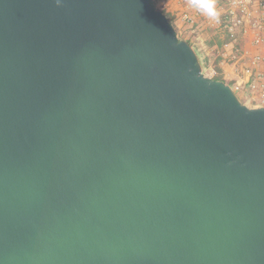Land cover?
<instances>
[{"label": "water", "instance_id": "obj_1", "mask_svg": "<svg viewBox=\"0 0 264 264\" xmlns=\"http://www.w3.org/2000/svg\"><path fill=\"white\" fill-rule=\"evenodd\" d=\"M0 264H264V106L150 0H0Z\"/></svg>", "mask_w": 264, "mask_h": 264}, {"label": "rangeland", "instance_id": "obj_2", "mask_svg": "<svg viewBox=\"0 0 264 264\" xmlns=\"http://www.w3.org/2000/svg\"><path fill=\"white\" fill-rule=\"evenodd\" d=\"M212 1H214L217 5H219V7L224 5L223 0H212ZM154 4L157 10L169 15L168 19L170 23H172L176 27L179 37H181L184 40H187L193 35H196V43H195L194 50L196 49V53H198L197 55L200 56L202 61L208 62L207 63L208 65L205 66V68H203V71L207 77L213 79V77L216 76V75H213V72L217 70V67H216V62H215L216 57L213 54L212 48L210 47V43H212L215 40V38L217 37L219 38V35L215 32L217 30L216 25L218 24L211 23L210 20L206 17L209 21L208 23L205 20L204 16L201 17L202 13L199 15H196L194 18V13L192 11L193 9H195V7L192 5V0H154ZM185 15H188L189 17H193V18L189 20L188 18H185ZM221 16L223 17L222 12L219 14V18H216V21L220 22V19L222 18ZM203 21H206V23L203 24ZM194 25L195 26L199 25L198 28L196 27L197 28L196 32H194V29H195ZM203 27H206V28L202 30ZM231 52H232V49H227V48H225L224 51H222L223 55L221 57L220 66H218V68L222 69V72L225 71L229 76H231L232 74L231 66L233 65L232 64L233 60H230L233 54V53L231 54ZM234 75L237 76L238 79H240L241 81H244L243 80L244 76L242 72H240V70L238 74L235 73ZM262 78L264 80V77ZM244 83L242 82L241 84L244 85ZM230 86L234 90L236 89L232 84ZM249 91H250L248 94L249 96H247V98L240 97L238 94L237 95L239 96L242 103L247 105L248 107L259 108V107H255V105L257 104L262 105V104L260 102L256 103L252 101L253 100L252 97H255V98L258 97L259 95L258 92H251V90Z\"/></svg>", "mask_w": 264, "mask_h": 264}, {"label": "built area", "instance_id": "obj_3", "mask_svg": "<svg viewBox=\"0 0 264 264\" xmlns=\"http://www.w3.org/2000/svg\"><path fill=\"white\" fill-rule=\"evenodd\" d=\"M222 15L233 41H236V35L241 31L244 35L253 37L252 44L256 49L264 45V0H226ZM185 18L192 19L188 15H185ZM262 63H264L262 54L253 55L251 65L245 68L244 73L249 78L257 76V79L250 82L249 88L252 92H258L260 103L264 105V82L260 80L259 72L256 71ZM213 75H216L215 71Z\"/></svg>", "mask_w": 264, "mask_h": 264}, {"label": "crops", "instance_id": "obj_4", "mask_svg": "<svg viewBox=\"0 0 264 264\" xmlns=\"http://www.w3.org/2000/svg\"><path fill=\"white\" fill-rule=\"evenodd\" d=\"M223 2H224V5H222L223 7L222 6L219 7V5H217L214 1H212V3L214 4V14H212V15H209V14L201 11L200 9H198L196 7L192 11L194 13V18L196 15H199L202 13V16L201 15L200 16L201 17L204 16L205 20L208 23H209L208 19L213 24L217 23L218 24V25H216L217 30L215 32L219 35V39L222 41L225 40V32L223 30V26H224V20L223 19L224 18L221 16L222 18L220 19V22H218V21H216L215 17L217 16V18H219V14L225 8L226 0H223ZM213 15H215V16H213ZM206 21H203V24L206 23ZM198 26L199 25H197L196 27L198 28ZM205 28L206 27H203L202 30ZM222 33H223V35H222ZM263 36H264V34H263ZM252 39H253V37L251 35L246 36L242 32H239L236 35V41H232L226 47L227 49H232L231 54L233 53L231 58H230V60H233V62H232L233 65L231 66L232 67L231 68L232 74H231V76H229L225 71H223L222 76L227 83L230 82L236 88L235 92L240 97H243V98H247V96H249L248 94L250 92L249 91L250 90V88H249L250 82L252 80H254L255 78L257 79V76H253L252 78L247 77L244 73V68L251 65L253 55L260 53L264 56V45L261 48L256 49L252 44ZM225 57H226V55H225ZM239 70H240V72H242V74L244 76V79H243L244 81H241L240 79H238L237 76L234 75L235 73L238 74ZM256 71L259 72L258 75H260V80H262L264 82V80L262 78V77H264V63L260 64L257 67ZM228 72H229V70H228ZM242 82L243 83L245 82L244 85L241 84ZM252 99H253L252 100L253 102H256V103L260 102L258 97H256V98L252 97ZM262 106H264V105H259V104L255 105V107H262Z\"/></svg>", "mask_w": 264, "mask_h": 264}, {"label": "trees", "instance_id": "obj_5", "mask_svg": "<svg viewBox=\"0 0 264 264\" xmlns=\"http://www.w3.org/2000/svg\"><path fill=\"white\" fill-rule=\"evenodd\" d=\"M150 2H151V4H152V6L155 8V4H154V0H150ZM156 9V8H155ZM164 14H166V13H164ZM167 15V14H166ZM167 17H169V15H167ZM169 20V19H168ZM170 22V21H169ZM225 22H224V26H223V28H224V31H225V40L224 41H222V40H220L218 37L217 38H215V40L212 42V43H210V47L212 48V51H213V54H214V56L216 57V67H217V70H215L216 71V76L215 77H213V79L214 80H217V81H224V82H226L225 80H224V78H223V76H222V74H223V72H222V69L221 68H218V66H220V62H221V57H222V51H224V49L227 47V45L229 44V43H231L232 41H233V39L231 38V36H230V33H229V31L227 30V28L225 27ZM194 27H195V29H194V32H196L197 31V28H196V26L194 25ZM180 39H182L181 37H180ZM187 41L190 43V45L193 47V48H195V43H196V35H193L192 37H190V38H188L187 39ZM195 51H196V49H195ZM198 54V53H197ZM199 56V55H198ZM199 59H200V61H201V63H202V65H203V68H205V66H207L208 64V62H205V61H202V59L200 58V56H199ZM227 83V82H226ZM227 84H229V85H231V83L229 82V83H227Z\"/></svg>", "mask_w": 264, "mask_h": 264}, {"label": "clouds", "instance_id": "obj_6", "mask_svg": "<svg viewBox=\"0 0 264 264\" xmlns=\"http://www.w3.org/2000/svg\"><path fill=\"white\" fill-rule=\"evenodd\" d=\"M57 2H59V0H57ZM192 5L209 15L214 14V4L212 0H192Z\"/></svg>", "mask_w": 264, "mask_h": 264}]
</instances>
